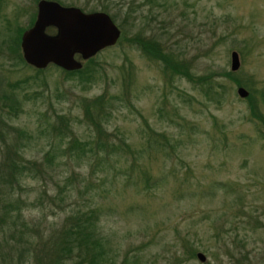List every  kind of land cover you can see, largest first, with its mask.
<instances>
[{
  "label": "rangeland",
  "instance_id": "rangeland-1",
  "mask_svg": "<svg viewBox=\"0 0 264 264\" xmlns=\"http://www.w3.org/2000/svg\"><path fill=\"white\" fill-rule=\"evenodd\" d=\"M56 2L88 11L101 0ZM35 3L0 0V86L29 77L14 88L22 102L8 124L28 134L21 157L47 170L24 175L12 190L16 229L25 223L45 240L69 214L93 207L106 264H264V0H144L124 28L116 21L122 10L117 14L120 33L83 60L88 74L66 75L50 61L34 77V66L16 61L5 42L14 37L21 51L19 35L34 20ZM148 35L172 52L177 69L145 54ZM234 49L239 61L231 70ZM209 78L211 89L203 90ZM100 94L101 136L123 139L132 152L112 151L94 166L103 152L82 104ZM74 137L86 143L80 155L69 150ZM46 153L54 158L49 165ZM11 228L0 220V238ZM0 264L16 263L0 257Z\"/></svg>",
  "mask_w": 264,
  "mask_h": 264
},
{
  "label": "trees",
  "instance_id": "trees-1",
  "mask_svg": "<svg viewBox=\"0 0 264 264\" xmlns=\"http://www.w3.org/2000/svg\"><path fill=\"white\" fill-rule=\"evenodd\" d=\"M57 1V0H56ZM99 1V0H98ZM104 1V2H103ZM144 0H113L115 5L114 7L110 6L109 0H101L99 6L96 9H101L108 13L109 17L114 21L117 14L122 10V14L119 16V19L116 20L117 23L123 27V24H126L128 21L126 18L136 19L135 11L139 5L143 3ZM149 0H145L147 2ZM135 16V17H134ZM50 30L53 32L54 27ZM48 26L46 28H48ZM19 27V26H17ZM121 27V30L124 28ZM11 29V28H10ZM19 31L20 28H17ZM11 31V30H10ZM138 31V32H137ZM134 32L135 36H140L139 30ZM9 33V30L7 31ZM17 32V31H16ZM8 37V36H7ZM19 37V36H18ZM134 40V39H133ZM137 39H135L136 42ZM143 40V39H141ZM146 40V41H145ZM141 41V49L145 50L147 56L155 55L157 58L166 61L169 63L168 70H173L177 67V63L173 64L171 62L172 52L166 50L161 45V42L155 38V36L148 35L146 39ZM16 39L14 37H8L5 42L7 46L12 51V57L16 61L22 60L23 58L20 55V52L17 51ZM128 44L130 41L124 40ZM138 44V43H137ZM18 52V53H17ZM95 53L90 54L87 58H79L81 66L74 69L64 70L66 75L71 73L81 74V72L86 73L91 67L83 62L88 61L92 58ZM79 57V56H78ZM53 64V63H52ZM31 72V75L34 77L40 70H44L45 67L35 68ZM185 69V68H184ZM181 73L189 78L188 70H184ZM232 72V71H231ZM29 77H21L16 82L10 81L5 83V87L0 86V201L3 202L0 206V220L3 225L12 227L6 235H3L1 239L2 245H5V253L2 251L1 258L6 257L7 261H13L16 264H22L25 261L32 262V264H106L108 260L104 257V248H102L101 243H99L100 238L96 234V228L94 227L95 221L97 219L95 214V208H90L88 211L78 210L77 213L69 214L65 221L61 225L58 232H53L48 235L45 240L41 238L33 229L26 227L25 223H22V229H16V221L11 217L12 211L10 207L14 203L10 196L13 194V189L15 186H18L20 183V178L24 175H31L32 178L45 175L46 169H42L39 164L43 166V163L40 162L37 164L35 161L32 162L28 159H23L19 153V148L22 146V137L27 136L28 134L25 130L19 128L11 127L8 124V117L13 113H17L20 110V103L22 98L18 97L19 92L14 90L18 87L17 83L20 81L26 82ZM212 81L210 78L205 79V83L201 84L203 90L211 89ZM24 97L28 98L27 93L23 92ZM105 97L103 95H95L89 100L83 101V110L82 115L84 116V121L86 124L92 127L93 132L96 133L97 137L95 138L97 142L95 143L97 147L101 146L100 151L101 156H97L94 160V166L97 163H106L108 157L106 154L111 153L112 151L120 150L124 153H131L130 146L123 141V139H117V142L103 136H101V129L103 128L102 116H104V102ZM249 107L255 111L252 104L249 103ZM61 126H64L67 131L70 133V128L67 125L66 118L60 114L56 115ZM60 127V125H58ZM14 133V135L12 134ZM66 134L67 132H63ZM12 134V135H11ZM26 138V137H25ZM24 138V139H25ZM70 140V141H69ZM69 150L77 151L80 155L82 151L86 148L85 144L79 143L76 138L69 139ZM105 148V151L103 149ZM96 153V152H95ZM81 157V156H77ZM43 162L50 164V160L54 159L49 156L48 153L43 157ZM44 168V167H43ZM34 171V172H33ZM85 188L86 185H85ZM16 219V218H14ZM114 255L110 257L112 263L114 262ZM128 259L121 261V264H126ZM128 264H139L138 258L132 259Z\"/></svg>",
  "mask_w": 264,
  "mask_h": 264
},
{
  "label": "water",
  "instance_id": "water-1",
  "mask_svg": "<svg viewBox=\"0 0 264 264\" xmlns=\"http://www.w3.org/2000/svg\"><path fill=\"white\" fill-rule=\"evenodd\" d=\"M35 4V18L20 32L19 46L24 62L36 68L51 61L67 70L76 69L81 66L76 54L87 58L100 47L111 45L120 33L108 13L101 9L82 11L54 0H36ZM48 25L54 27L53 32L45 31ZM228 57V67L235 70L239 61L236 50L229 51ZM236 91L244 96L247 89L238 84ZM196 256L204 262V253L196 252Z\"/></svg>",
  "mask_w": 264,
  "mask_h": 264
},
{
  "label": "flooded vegetation",
  "instance_id": "flooded-vegetation-1",
  "mask_svg": "<svg viewBox=\"0 0 264 264\" xmlns=\"http://www.w3.org/2000/svg\"><path fill=\"white\" fill-rule=\"evenodd\" d=\"M29 24H30V23H29ZM29 24H28V25H29Z\"/></svg>",
  "mask_w": 264,
  "mask_h": 264
}]
</instances>
